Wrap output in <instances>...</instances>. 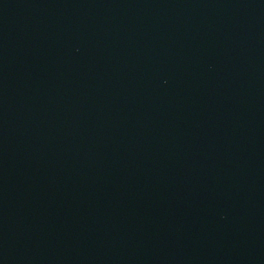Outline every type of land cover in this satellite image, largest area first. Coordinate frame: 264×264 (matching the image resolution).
<instances>
[{"label": "water", "instance_id": "water-1", "mask_svg": "<svg viewBox=\"0 0 264 264\" xmlns=\"http://www.w3.org/2000/svg\"><path fill=\"white\" fill-rule=\"evenodd\" d=\"M0 264H264V0H0Z\"/></svg>", "mask_w": 264, "mask_h": 264}]
</instances>
